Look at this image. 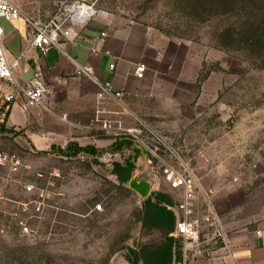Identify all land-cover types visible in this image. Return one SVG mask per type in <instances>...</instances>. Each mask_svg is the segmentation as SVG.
Masks as SVG:
<instances>
[{"label":"rangeland","instance_id":"obj_1","mask_svg":"<svg viewBox=\"0 0 264 264\" xmlns=\"http://www.w3.org/2000/svg\"><path fill=\"white\" fill-rule=\"evenodd\" d=\"M36 1L38 20L31 21L45 25L78 0ZM85 1L94 4V17L149 27L170 68L156 66L155 83L118 106L125 113L102 138L114 146L96 155L37 152L24 134L4 127L0 153L20 165L0 166V264H107L128 240L138 247L157 242L156 233L141 228L143 202L129 185L119 186L101 154H119L117 163L131 159L136 182L168 190L177 204L164 168L191 172L201 221L210 211L224 230L264 220V62L218 42L242 14L198 15L186 0ZM178 80L197 85L192 102L173 95Z\"/></svg>","mask_w":264,"mask_h":264},{"label":"crops","instance_id":"obj_2","mask_svg":"<svg viewBox=\"0 0 264 264\" xmlns=\"http://www.w3.org/2000/svg\"><path fill=\"white\" fill-rule=\"evenodd\" d=\"M10 1L22 11L18 21L4 22L7 25L3 26L7 59L19 62L14 77L25 86L41 71L53 95L48 100L50 112L38 107L25 109V99L18 95L5 128L24 134L37 152L65 151L70 144L91 147L97 152L111 149L114 141L110 138L103 143L102 138L116 130L114 124L125 113L119 112L118 106L139 97L150 81L157 80L156 66L163 65L165 72L169 71L170 65L165 64V55L152 30L141 24H112L104 17H94L84 26H67L58 46L44 54L29 45L31 20H38L34 10L41 6L36 0ZM140 65L146 68L142 80L136 77ZM197 90L195 83L178 80L173 95L180 103H189L196 98ZM148 183L149 186L132 178L128 185L144 202L151 193L159 192ZM163 194L173 202L170 209L177 223L180 218L177 203L168 190ZM151 231L157 234L155 243L164 242L166 233ZM225 233L226 245L215 242L210 256L195 254L189 264H264V220L228 227ZM167 235L175 240L170 264H181L183 246L175 230ZM136 248L138 245L128 240L127 249L114 253L107 264H131L130 250Z\"/></svg>","mask_w":264,"mask_h":264},{"label":"built area","instance_id":"obj_3","mask_svg":"<svg viewBox=\"0 0 264 264\" xmlns=\"http://www.w3.org/2000/svg\"><path fill=\"white\" fill-rule=\"evenodd\" d=\"M95 15L94 4L87 3L85 0H78L67 9L60 7L58 14L49 23L45 25L31 23L29 45L45 54L50 48L58 46L60 36L67 26H84ZM21 17L22 13L18 5L10 0H0V129L6 126L9 113L18 95L25 99V109L38 107L46 112L51 111L48 100L53 95V89L47 84L43 73L37 71L27 85L21 86L14 77V71L18 68L19 62L18 60L10 62L4 50L5 33L2 22H15ZM145 74L146 68L138 66L136 77L142 80ZM118 156L117 153L101 154L99 159L112 168L113 164L117 163ZM19 165L15 155L0 153L1 167L16 169ZM184 170L175 171L171 167H165L163 174L169 189L180 196L176 207L180 218L176 223L175 235L183 246L184 256L181 264H189L190 258L195 254L210 256L213 252V244L221 242L226 245L227 238L225 230L217 226L212 211L207 223L194 216V200L198 183L191 172ZM31 190L30 187L27 189L28 192ZM39 198L40 200L35 203L37 212L41 211L40 201L44 200V195L41 194ZM0 200H3L2 196ZM225 249L228 250V247L226 246Z\"/></svg>","mask_w":264,"mask_h":264},{"label":"trees","instance_id":"obj_4","mask_svg":"<svg viewBox=\"0 0 264 264\" xmlns=\"http://www.w3.org/2000/svg\"><path fill=\"white\" fill-rule=\"evenodd\" d=\"M186 4L193 12L201 14L227 15L240 13L241 21L224 29L218 36V42L223 49L239 52L247 59L264 62V0H186ZM223 10V11H222ZM7 130L0 129V132ZM62 155L78 156L80 154L96 155L98 152L91 147L81 148L77 144H70ZM136 172V165L131 160L124 163H114L112 174L116 177L119 186H126ZM173 202L168 195L156 192L145 199L139 213V222L142 229L159 230L165 234L162 243H153L131 249V264H170L172 247L175 240L167 234L176 227V218L173 211ZM179 261V254H176Z\"/></svg>","mask_w":264,"mask_h":264}]
</instances>
